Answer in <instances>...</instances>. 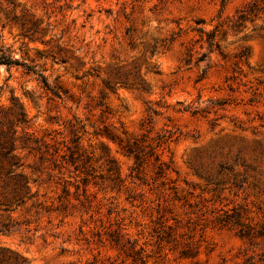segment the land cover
Returning <instances> with one entry per match:
<instances>
[{
  "label": "rangeland",
  "instance_id": "rangeland-1",
  "mask_svg": "<svg viewBox=\"0 0 264 264\" xmlns=\"http://www.w3.org/2000/svg\"><path fill=\"white\" fill-rule=\"evenodd\" d=\"M250 1L0 0V54L34 66L58 94L26 67L0 66V106L26 116L19 135L65 149L70 127L86 124L85 148L107 143L125 180L103 182L99 164L87 186L73 166L42 174L37 197L0 212L14 226L0 247L30 264H240L260 252L217 222L264 209V13L232 27ZM104 125L165 136L168 176L148 166L133 180V160L94 136ZM64 180L65 208L33 207L59 205ZM132 246L136 262L122 250Z\"/></svg>",
  "mask_w": 264,
  "mask_h": 264
},
{
  "label": "trees",
  "instance_id": "trees-1",
  "mask_svg": "<svg viewBox=\"0 0 264 264\" xmlns=\"http://www.w3.org/2000/svg\"><path fill=\"white\" fill-rule=\"evenodd\" d=\"M263 13L264 0H251L244 9L238 12L232 27L242 28L243 23L248 20L253 21ZM215 37L214 33H210L209 43L211 47ZM191 51L190 48L189 53ZM0 66L8 68L26 67L27 73L36 75L48 92L58 95L49 86L47 78L41 71H37L34 66L26 65L14 59L4 49H1ZM16 104L13 102L9 112L0 106V212H14L37 197V193H32V185H40L39 179L42 174L47 173L48 180L52 181L53 174L51 172L58 170L62 174V170L68 169L70 166H73L76 173L84 175L82 180L85 186L89 185L90 177L96 172L95 164H99L103 182L113 183L114 188L123 187L125 180L122 179L121 167L112 155L109 145L104 141H99L96 145L97 148L92 144L89 145L92 150L89 151L85 148L84 136L89 134L86 124L78 122L79 127L75 125L70 127L73 146L65 144L64 149L59 147L60 142L55 140L51 144L25 131L23 135H19L17 128L26 123V116L21 106L20 110L15 109ZM94 136L97 139H108L118 147V151L122 155L133 160L134 165L130 175L133 180H141L144 170L148 166L153 167L156 178L168 176L170 165L162 159L160 152L167 142L165 136L153 137L151 130H142L139 135H130L124 128H122L121 136L107 125H104L102 129L95 130ZM19 151H28V157H33L35 163L25 166ZM27 170H30V173H27ZM36 174H39V177H34ZM63 183L62 195L55 199L59 205H56L53 200L50 204L46 201L34 203L33 207L41 208L46 213L55 212L56 210L53 208H65V200L70 196V190L67 181L64 180ZM1 219L3 221L0 222V233L11 232L14 226L9 217L1 214ZM217 222L223 227L235 229L242 240L250 246L260 249V252L247 256L240 264H264V209L259 208L255 212L250 208H233L231 211H226L223 216L218 217ZM122 250L127 253V258H132L134 262L138 261L136 256L140 255L141 252L136 249V246L130 247L129 251ZM188 253V250H185L183 256L189 257ZM0 264L30 263L19 253L9 248L0 247Z\"/></svg>",
  "mask_w": 264,
  "mask_h": 264
}]
</instances>
